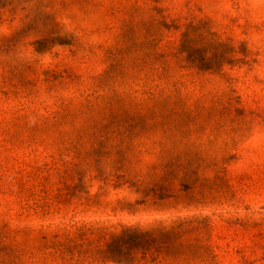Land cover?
<instances>
[{"label": "rangeland", "instance_id": "1", "mask_svg": "<svg viewBox=\"0 0 264 264\" xmlns=\"http://www.w3.org/2000/svg\"><path fill=\"white\" fill-rule=\"evenodd\" d=\"M0 264H264V0H0Z\"/></svg>", "mask_w": 264, "mask_h": 264}, {"label": "trees", "instance_id": "2", "mask_svg": "<svg viewBox=\"0 0 264 264\" xmlns=\"http://www.w3.org/2000/svg\"><path fill=\"white\" fill-rule=\"evenodd\" d=\"M180 234L181 230L179 228H156L148 231L135 227H126L121 234L113 237L111 247H108L107 253L123 255L131 261L135 260L137 254L140 255L141 259L154 254L153 261H158V257L162 258L172 253L173 257H175L183 250L182 243L179 242ZM116 261L121 263L120 260Z\"/></svg>", "mask_w": 264, "mask_h": 264}]
</instances>
